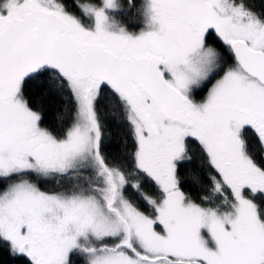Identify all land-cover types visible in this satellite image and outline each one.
Masks as SVG:
<instances>
[{"label":"snow or ice","instance_id":"1","mask_svg":"<svg viewBox=\"0 0 264 264\" xmlns=\"http://www.w3.org/2000/svg\"><path fill=\"white\" fill-rule=\"evenodd\" d=\"M0 264H264V0H0Z\"/></svg>","mask_w":264,"mask_h":264},{"label":"trees","instance_id":"2","mask_svg":"<svg viewBox=\"0 0 264 264\" xmlns=\"http://www.w3.org/2000/svg\"><path fill=\"white\" fill-rule=\"evenodd\" d=\"M45 109L51 114H54L57 109L61 107L60 99L51 98L44 101ZM107 120L109 127L106 129V133H110V150L115 152L119 149V145L122 142V133L115 127L114 122L110 119L108 113H104L103 117Z\"/></svg>","mask_w":264,"mask_h":264}]
</instances>
